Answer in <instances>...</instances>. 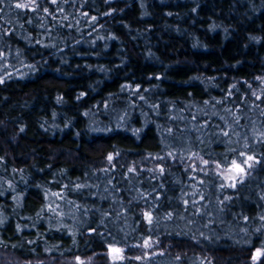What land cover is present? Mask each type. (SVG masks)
I'll return each instance as SVG.
<instances>
[{"label":"trees","instance_id":"16d2710c","mask_svg":"<svg viewBox=\"0 0 264 264\" xmlns=\"http://www.w3.org/2000/svg\"><path fill=\"white\" fill-rule=\"evenodd\" d=\"M0 53V264H253L264 0H3Z\"/></svg>","mask_w":264,"mask_h":264},{"label":"snow or ice","instance_id":"6c2138e0","mask_svg":"<svg viewBox=\"0 0 264 264\" xmlns=\"http://www.w3.org/2000/svg\"><path fill=\"white\" fill-rule=\"evenodd\" d=\"M55 2V0H53ZM0 3H3V0H0ZM30 4H35L36 0H29ZM29 4L17 2L15 4V8L17 9H27ZM34 10V9H33ZM47 11V9L45 10ZM95 19V18H93ZM3 54L0 53V56ZM3 81L0 80V83ZM257 100L262 99L261 96H256ZM207 103V102H206ZM171 131V130H170ZM224 136H229V132L225 131L222 133ZM259 140L261 143H264V132H261L259 134ZM245 148L248 147L247 144L244 146ZM235 153V149L232 150ZM171 155V154H170ZM108 161L111 162L114 157L112 155H109L107 157ZM202 159V158H200ZM202 163L205 167H207L210 163L209 160H203ZM260 163V161L256 160V158L253 155H249L245 151H240L235 158H232L230 161H227L225 163L217 162L215 164V168L218 169L217 175L221 178V180L224 181V183L221 184V188H236L238 183H243L244 178L250 174L249 170L254 167V164ZM195 170V168L193 169ZM134 168H129L128 172L132 173L134 172ZM161 172H163V168L160 169ZM203 183V181H201ZM79 187V186H78ZM53 195H57L59 198V194L53 193ZM188 201H185V204H187ZM195 203V202H194ZM223 203V201H222ZM144 219L147 221L148 224H152L153 222V215L151 212H144ZM171 213L168 214L169 217H171ZM247 219V218H245ZM264 219V217H262ZM153 241L151 239H145L143 241L142 245H137V247H143L145 249H151L153 247ZM125 249L121 247H117L115 244H109L108 245V256L110 260L112 261V264H121L125 259H136L137 261L143 260V259H149L150 257L145 254L143 256H136V257H125L124 255ZM162 254V253H161ZM264 258V248H257L255 252L253 253L251 259L253 264H258ZM177 259H180L177 257ZM76 264H86L84 260H82L79 256L76 257Z\"/></svg>","mask_w":264,"mask_h":264},{"label":"rangeland","instance_id":"374dc122","mask_svg":"<svg viewBox=\"0 0 264 264\" xmlns=\"http://www.w3.org/2000/svg\"><path fill=\"white\" fill-rule=\"evenodd\" d=\"M145 239H149V238H145ZM144 239V240H145ZM143 240V241H144ZM143 241H142V244H143ZM154 242V241H153ZM142 244H140V245H142ZM117 246V245H116ZM117 247H119V246H117ZM158 245H157V243H153V247L151 248V249H145V248H143V247H141L142 248V250H143V252H144V255L145 254H147L148 255V253L149 252H154V251H157V250H159L158 248ZM122 248V247H121ZM257 248H254L253 249V251H252V253H251V255H253V253L255 252V250H256ZM105 252H107L108 253V245H106V251ZM109 257V256H108ZM81 259H83V258H81ZM109 260H110V258H109ZM111 261V260H110ZM112 262V261H111Z\"/></svg>","mask_w":264,"mask_h":264},{"label":"water","instance_id":"95a60500","mask_svg":"<svg viewBox=\"0 0 264 264\" xmlns=\"http://www.w3.org/2000/svg\"><path fill=\"white\" fill-rule=\"evenodd\" d=\"M91 231V229H88L86 232H90Z\"/></svg>","mask_w":264,"mask_h":264}]
</instances>
